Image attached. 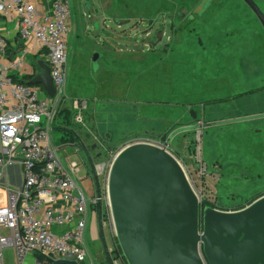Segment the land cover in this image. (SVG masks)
Instances as JSON below:
<instances>
[{"label": "rangeland", "instance_id": "obj_1", "mask_svg": "<svg viewBox=\"0 0 264 264\" xmlns=\"http://www.w3.org/2000/svg\"><path fill=\"white\" fill-rule=\"evenodd\" d=\"M69 1L72 27L67 37L65 89L68 100L87 101L94 134L85 132L84 114L83 124L73 135L77 145H83L87 151L96 144L99 149L109 147L115 152L135 138L168 136L180 126L193 124L198 118L193 117L194 112L208 122L213 116L208 111L201 114L199 106L210 101L200 97L212 94L217 87L225 88V83L211 81V63L215 61L232 65L227 87L233 88L234 106L228 115L241 116L249 111L264 110V94H261L264 92V29L241 0H212L209 9L193 20L186 16L200 0H99V4L94 0ZM254 1L264 13V0ZM226 9H233L235 21L239 22L234 31L224 28H227L223 25ZM182 10L186 12L185 17H179ZM237 16L242 19L239 21ZM90 17L97 26L90 22ZM183 45L186 60L181 59L179 52ZM207 46L218 48L202 49ZM94 51L102 54L97 72L92 70L91 64ZM40 60L43 57L28 58L31 71L37 70ZM252 93L257 94L249 95ZM247 97L253 101L247 104ZM121 126L133 128L136 133L120 135L117 128ZM151 126L154 133H144ZM257 129H260L258 133ZM200 132L208 164V173L201 181L196 180L197 166L190 159L192 151L188 149L189 156L186 150L187 145H193L197 133L175 135L169 147L189 169L201 194V209L204 206L239 209L264 192V118L250 124L234 123L216 131L209 128ZM255 139L259 140L257 163L251 172L253 178L240 180L231 176L220 180L219 173H245ZM66 157L80 162L79 184L86 193L90 212L89 195L95 188L92 180L85 177V169L88 170L77 153ZM256 171H259L258 179L254 178ZM99 182L102 185L101 179ZM5 202L0 188V206ZM98 208L102 210L99 215L95 212L96 222L106 233L107 244L112 249L109 251L105 245L107 252L109 255L113 252L126 264L112 230L107 201L103 200ZM87 250L93 255L90 248ZM3 255L4 264H16L12 249H5Z\"/></svg>", "mask_w": 264, "mask_h": 264}, {"label": "built area", "instance_id": "obj_2", "mask_svg": "<svg viewBox=\"0 0 264 264\" xmlns=\"http://www.w3.org/2000/svg\"><path fill=\"white\" fill-rule=\"evenodd\" d=\"M0 14L15 18L19 39L23 42L33 40L44 50L55 89L51 98L39 85L15 81L11 72L21 68L22 56L8 65L0 64V187L6 198L5 205L0 206V264H4L5 249L13 250L16 264H23L31 253L43 259L39 264L61 261L93 264L84 241L87 197L77 182L78 166L70 163L66 167L49 141V121L56 107L67 99L70 1L0 0ZM5 45L6 40L0 36V51ZM71 102L74 122L83 124L87 101L74 98ZM196 133L191 159L197 166L196 180L201 181L208 173V164L203 155L201 132L197 130ZM136 140L164 145L159 137L130 141ZM166 148L173 152L169 144ZM115 152L112 151L103 163L94 165L96 175L102 178L103 188L89 198L93 206L106 200L104 182ZM15 165L21 168L22 182L11 186L5 177L8 168ZM184 166L195 186L189 169Z\"/></svg>", "mask_w": 264, "mask_h": 264}, {"label": "water", "instance_id": "obj_3", "mask_svg": "<svg viewBox=\"0 0 264 264\" xmlns=\"http://www.w3.org/2000/svg\"><path fill=\"white\" fill-rule=\"evenodd\" d=\"M242 1L264 29V13L258 4L254 0ZM210 4L211 0H201L192 17L201 16ZM101 57L98 51L93 52L94 70ZM38 66L41 72L25 83L41 85L52 98L55 89L49 67L43 60L38 61ZM262 117L264 113L188 124L168 136H158L163 146L136 140L115 152L104 191L112 230L126 264H264V194L239 209H201L200 195L184 164L166 148L183 131ZM82 149L99 194L95 166L87 149Z\"/></svg>", "mask_w": 264, "mask_h": 264}, {"label": "crops", "instance_id": "obj_4", "mask_svg": "<svg viewBox=\"0 0 264 264\" xmlns=\"http://www.w3.org/2000/svg\"><path fill=\"white\" fill-rule=\"evenodd\" d=\"M95 2H97V4H99V0H94V3ZM211 4H212V1H211ZM211 4H210V6H211ZM209 7L206 9V11L209 9ZM224 13H226V18L224 19L226 21L223 25H227V28L226 27H224V28L229 30V31H234L236 28H238V25H239V22L235 21L236 14L234 13V10L233 9H228V10L226 9V11ZM92 14H94V13H92ZM101 14L102 15L104 14L103 17L107 18L106 17L107 14L105 15L104 12H102ZM85 16H86V14H85ZM185 16H186V14L184 16H181V14L179 15V17H185ZM201 16H194L193 15V17H192V13H189L186 16V18L188 20H193V19H195V17H201ZM86 18H88V17L86 16ZM90 18H91L90 22L94 23L95 26H97V23H95L93 21L94 18L93 17H90ZM237 19L240 21L242 18L240 16H237ZM232 23H234V26L231 25ZM229 24H230V26H229ZM71 27H72V19L70 20L69 33L71 31ZM0 36L6 40L5 47L3 48L2 51H0V64L8 65L13 59H15L17 57H21V56L24 59V62L22 64L21 68L19 70H12V72H11L14 80H16L17 82H24L25 83V82H28L29 79L34 77L36 74L41 72V69L39 66L37 67V70L35 72L31 71V67L27 61H28V58L31 56H37L39 59H41L43 57V61L45 62L44 50L42 48H40V46L38 44H36L33 40L23 42L21 39H19V37H18V24H17V21L15 20L14 17L11 18V17L4 16V15L0 14ZM210 47L218 48V46H207V47H203L202 49H208ZM179 52L182 53L181 59L186 60V55H185L186 54V46H184V45L181 46L179 49ZM211 67L213 68V70L211 71V81H215L217 84L225 83L224 84L225 88L223 89L221 87H217V89H215V91H212V94H207L206 96L204 95V96L200 97L201 100L207 99V101H210L209 104L204 102L205 105L201 104L199 106L201 114H203V112L208 111L213 116V118L208 120V122H215V121H221V120L230 119V118L243 117V116H247V115L264 113V110H258L257 112L256 111L255 112L249 111V112H247L241 116L228 115V114H230L229 111L233 110L232 108L234 106V102H232L233 88H232V86H230L229 88L227 87L228 78H229L228 75L231 74L230 69H231L232 65L227 64V63L225 65L221 64V63L218 64V62L215 61V63H211ZM221 68H224V70L223 71L219 70ZM98 69H99V67H98ZM98 69L94 70L92 67V70L94 72H97ZM229 70H230V72H229ZM39 86H41V85H39ZM107 88L112 90V86L108 85ZM65 91H66V89H65ZM65 93L67 95V92H65ZM256 94L257 93H252L249 95L254 96ZM261 94H264V92ZM252 101H253V99L250 98V100H249V98H248L247 104H248V102L250 103ZM258 102H260V100ZM84 114H85V124H86L85 125V132H88L90 134H94V132H93L94 130L91 127V121L89 118L91 115H90V113H87V110H86V112L83 113V118H84ZM73 115H74V110L72 107V102H71V100H68V96H67V99L62 103V105L56 107L53 118L49 121L50 122L49 141H50V144L57 149L59 156L61 157V160L66 167L70 163H76L77 164V166H78L77 182H78V185L80 186V184H79V180L81 178V176H80V171H81L80 162L71 161L66 157L67 154H70L72 152L77 153L79 155L82 163L85 165V168H87V170H88V171H86V169H85V177H87L88 179L90 178L92 180V183H93L92 185H94V188H95V181L93 179V173H92L91 168L89 166L88 160H87V158L83 152V149H82L83 145L82 146L77 145V140H75V138H73V135L75 134L74 131L76 132L78 130V128L81 127L80 124H77L74 122ZM193 115H194L193 117L198 116V118L193 120L194 123H200V122L206 123L207 120L201 119V117H200L201 115H199L198 112H194ZM262 118H264V117H262ZM260 119L261 118L253 119V120H247V121L227 123V124H221V125H214V126H211L208 128H203V129L207 130V129L211 128V129H213V131H216V130L222 128L223 126H229L230 124H234V123L250 124L251 122H254L255 120H260ZM47 122L48 121H45V123H47ZM149 128H150V130H144V133L147 134L149 132L151 135L152 133H154V129L152 126ZM200 130H202V129H200ZM135 131H136L135 129H133V128L129 129L126 126H121V127L117 128V132L120 135H123L125 133L135 134L136 133ZM196 131L191 130V131H183L180 133H187V132L192 133V132H196ZM259 131H260V129L256 130L257 133ZM180 133H178V134H180ZM257 135L260 136V134H257ZM188 140H187V142H188ZM258 140L259 139L254 140L255 144H254L253 148L251 149V153L253 155L250 157V160L248 163L249 165L246 168V171L244 174H242L241 172L239 174L234 172V174H232V175H230L227 172L222 173V174L219 173L218 178L220 180H222V179L225 180L231 176H233L234 179H240V180L249 179L248 177L253 178V176L251 175V172H253L254 164L257 163L256 157H257V152H258V144H257ZM94 145H96V144H93L90 146V148L88 149V152H90L89 155L92 158L93 164L96 166L97 164H101L104 161H106L109 158V157L106 158V156L110 155V153L112 152V149H114V148L110 149L109 147H103L102 149H99L97 145L95 146V148H92ZM187 146H186V148H187L186 150L188 151L189 156H190V152L188 149H190L192 151L193 146L192 145H187ZM114 147H116V146H114ZM99 153H102V154H100L99 157H96ZM190 159H191V157H190ZM191 161H192V159H191ZM192 163L194 164L193 161H192ZM244 168L245 167H243L242 169H244ZM97 177H98V182L100 179L102 181L101 176L98 175ZM254 178L255 179L259 178V171H256V173L254 174ZM5 181H7V183H9L11 186L19 185L22 182V171H21L20 166L15 165V166L9 167L7 170V175L5 177ZM99 185H100L99 192H101V189L103 188V181H102V185L100 184V182H99ZM1 189H3V188H1ZM96 194H97V191L95 189V191L92 193V195H89V198H91L93 195H96ZM262 194H264V192L261 193L260 195H262ZM91 206H92V208H91L90 212H88V209H87V213H88L87 225H86L85 233H84L85 245H87V247L93 251V255L91 252H88V255H89L91 261L93 262V264H106V263L107 264H123L122 261L119 258H117L113 252L110 255L108 254L107 247H106V246H108L107 241H106L107 240L106 233H104V231H102L101 226L99 224H97V222H96L95 212H97L99 215V213L101 212L103 207L99 209L98 208L99 204L95 208L93 205H91ZM225 209L233 210V208H231V207H225ZM97 248L99 251L97 250ZM108 248H109V246H108ZM110 250H112L111 247L109 248V251ZM42 261H43V259L38 254L31 253V254L27 255L25 264H37L40 262L43 263L44 261L43 262ZM56 264H62V262H57Z\"/></svg>", "mask_w": 264, "mask_h": 264}, {"label": "flooded vegetation", "instance_id": "obj_5", "mask_svg": "<svg viewBox=\"0 0 264 264\" xmlns=\"http://www.w3.org/2000/svg\"><path fill=\"white\" fill-rule=\"evenodd\" d=\"M211 1H212V0H211ZM200 2H201V0L199 1V3H200ZM199 3H198V4H199ZM198 4H196V6H197ZM196 6H194V8H195ZM194 8H193V9H194ZM193 9H192V11H193ZM192 11H191V13H192ZM180 14H182V15L184 16V15L186 14L185 10H182L181 12H179V15H180ZM94 158H95V157H94ZM91 160H92V158H91Z\"/></svg>", "mask_w": 264, "mask_h": 264}, {"label": "trees", "instance_id": "obj_6", "mask_svg": "<svg viewBox=\"0 0 264 264\" xmlns=\"http://www.w3.org/2000/svg\"><path fill=\"white\" fill-rule=\"evenodd\" d=\"M16 81V80H15Z\"/></svg>", "mask_w": 264, "mask_h": 264}]
</instances>
